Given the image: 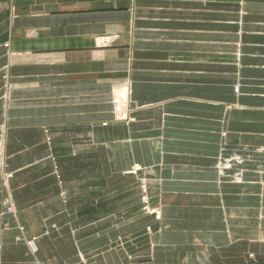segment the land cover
I'll use <instances>...</instances> for the list:
<instances>
[{
  "label": "crops",
  "instance_id": "1",
  "mask_svg": "<svg viewBox=\"0 0 264 264\" xmlns=\"http://www.w3.org/2000/svg\"><path fill=\"white\" fill-rule=\"evenodd\" d=\"M239 2L220 14L196 0H0V151L12 174L0 179V264H264V0ZM242 17L258 19L240 37L238 86L202 55H177L196 61L174 71L127 66L172 57L133 49L138 25L194 42ZM109 33L118 44L96 48ZM119 70L126 122L111 103ZM114 92L126 106L128 89ZM139 177L158 219L141 210Z\"/></svg>",
  "mask_w": 264,
  "mask_h": 264
},
{
  "label": "rangeland",
  "instance_id": "2",
  "mask_svg": "<svg viewBox=\"0 0 264 264\" xmlns=\"http://www.w3.org/2000/svg\"><path fill=\"white\" fill-rule=\"evenodd\" d=\"M183 0H169V4H177L182 3ZM196 4H208V3H214L217 4V12L220 14L229 13L227 11H231L230 9L236 7V5H239V0H196ZM140 6H143L141 4H137ZM224 12V13H223ZM240 20L233 22L230 28H217L216 33L214 34H206L203 35L201 39H199L197 36L195 39H192L194 42H185V39L179 38L177 36L178 32L176 29H166L163 27L158 28H152L149 29L148 27H138L135 28V34L133 33L132 40V48L141 52V54H144V51H153V52H167L170 55L171 58H161L157 55H150V52L147 54V56L144 55H138L135 58H131L127 60V66L128 62L134 66V64L138 65V67L143 66H150L154 65L153 69L161 71L163 69H168L169 71H174L177 68V65H182V63H189L190 61H196L189 58H186L185 60H179L176 58L177 55H187V56H194V55H202L207 57H212L211 61L208 62H200L203 65H208L214 67L216 70V74L220 75L218 77L223 76V78H229V79H236L234 82V86H238L239 83V69H240V56H241V46L240 43V37L243 32V30H246L244 28L247 24H255L256 20L258 18L252 19V18H246L242 17ZM226 23V22H225ZM253 28L250 27V30ZM120 36L117 33H109V34H103L98 35L96 37L95 46L99 49H111L114 48L118 44ZM108 39H111L110 42H108ZM215 55V56H214ZM179 60V61H178ZM131 61V62H130ZM186 66V65H185ZM125 67V61H120L118 63V68ZM175 68V69H174ZM123 70V69H122ZM114 77L112 78V110H113V116L114 120L120 121V122H126L133 120V117H131L129 113V102H130V80L126 73H123L121 70L119 72H114ZM115 88V89H114ZM126 88L128 89V96L126 101V111L127 115L124 112H119L116 114V108H117V102L113 100L115 98V92L114 90ZM237 88V87H236ZM234 89V93L237 94V89ZM227 93V92H222ZM127 95V94H126ZM119 98V97H118ZM120 99V98H119ZM124 103L125 100H121ZM121 105V102H119ZM227 108H232L233 111V117H240V106L236 102L226 105ZM123 114V115H122ZM119 117H117V116ZM251 115V114H250ZM125 118H124V117ZM122 117V118H121ZM234 126V125H233ZM239 125H235L237 127ZM226 132H222V139L220 146L223 147V137L225 136ZM2 140H0L1 144ZM220 158H218V168L221 166L230 167V165H223L221 161H219ZM227 162V161H226ZM2 166H3V158L0 151V179H2L3 183L6 184L7 181L11 178V173L2 172ZM138 166V165H137ZM135 167V165H134ZM134 167L132 169H134ZM140 170H137L136 173L133 175H137L139 171L142 170V168L139 166ZM222 168V167H221ZM131 169V170H132ZM8 175H10L8 177ZM240 173H235L232 176V181L236 182L235 177H240ZM241 178V177H240ZM240 182V181H239ZM146 178L139 177L138 178V190L140 194V202H141V210L144 211V213L148 215H152L156 218L157 214L154 211L158 212V208L151 207L148 202V186L146 184ZM61 195L64 197L65 192H62ZM151 212V213H150Z\"/></svg>",
  "mask_w": 264,
  "mask_h": 264
},
{
  "label": "bare ground",
  "instance_id": "3",
  "mask_svg": "<svg viewBox=\"0 0 264 264\" xmlns=\"http://www.w3.org/2000/svg\"><path fill=\"white\" fill-rule=\"evenodd\" d=\"M236 89H237V88H236ZM114 100H115V102H117V108H116V111H117V112H116V114H118L120 111H121V112H124V111H125V113H126V115H127L128 113H127V111H126L127 109H126L125 105H120L119 102L117 101V99H114ZM122 115H123V114H122ZM116 116H117V115H116ZM117 117H118V116H117ZM119 117H120V116H119ZM119 117H118V118H119ZM123 117H124V116H123ZM121 118H122V117H121ZM124 118H125V117H124ZM219 158H220V157H219ZM219 161H221V162L223 163V165H230V162L228 163V162H226L225 160H221V159H220ZM217 162H218V161H217ZM138 167H139V165H138V166L135 165L134 169L131 170V173L134 174V173H136L137 170H140V168H138ZM220 168H221V167H220ZM222 168H228V167H226V166H222ZM239 176H240V175H239ZM240 177H241V176H240ZM240 177H239V178H240ZM239 178H238V179H239ZM238 179H236V182H235V183H237V182H239V181L241 182L242 179L240 178L239 181H237ZM8 209H9V211H8ZM7 211L10 212V213H12V212H13L12 207H11V206L7 207ZM154 212L157 214L156 218L158 219V217H159V210H158V212H157V211H154ZM150 213H151V212H150Z\"/></svg>",
  "mask_w": 264,
  "mask_h": 264
},
{
  "label": "built area",
  "instance_id": "4",
  "mask_svg": "<svg viewBox=\"0 0 264 264\" xmlns=\"http://www.w3.org/2000/svg\"><path fill=\"white\" fill-rule=\"evenodd\" d=\"M111 41V39H108V42H110ZM10 175H8V177H9ZM239 177H235V180L236 179H238ZM240 179V178H239ZM239 179L237 180V181H239ZM233 181H234V179H233ZM8 211H9V209H8Z\"/></svg>",
  "mask_w": 264,
  "mask_h": 264
}]
</instances>
